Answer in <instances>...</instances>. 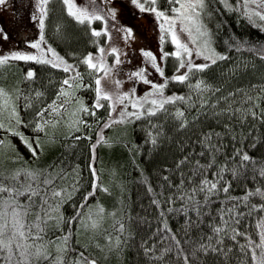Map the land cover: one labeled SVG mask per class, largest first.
I'll list each match as a JSON object with an SVG mask.
<instances>
[{"label":"snow or ice","instance_id":"snow-or-ice-1","mask_svg":"<svg viewBox=\"0 0 264 264\" xmlns=\"http://www.w3.org/2000/svg\"><path fill=\"white\" fill-rule=\"evenodd\" d=\"M61 2L67 15L88 29L95 51L70 52L68 56L73 58L69 59L49 42L46 27L53 11L50 7L52 0H34L30 19L35 22L38 36L24 40L30 48H0V69L13 61H35L63 72L59 80L49 82L54 85L51 99H42L46 97L43 88H9L0 84V149L12 153L7 159L23 161L14 168L0 169V264H99V258L89 251L90 243L101 250L106 249L105 255L113 250L122 251L127 239L134 235L125 223L132 219L130 212L126 216L118 215L122 208L109 210L98 198L93 201L98 192H110V187L101 181V170L95 164L97 145L112 143L104 135V129L144 118L148 120L147 139L156 145L164 135V128L159 121L153 123L152 118L163 113L175 119L177 126L183 129L190 123L185 108L197 105L191 117L193 122L201 114L223 115L229 121L235 116L240 123L249 116L264 121V76L258 83L233 88L229 92L224 84L213 83L203 75L204 70L230 58L229 51L218 49L213 30L208 26L217 10L216 4L264 32V0H167L166 6L162 0H130L141 15L153 16L158 30L159 54L151 48L139 49L144 59L134 69L127 70L125 79L134 82L133 87L127 90L122 87L119 73L129 60L127 48L135 40V29L131 24L120 22L119 0ZM0 6H7V0H0ZM95 23L101 26L97 27ZM63 27L57 21L54 34L62 36ZM113 29L121 33L123 48L112 43ZM0 35L8 38L3 26H0ZM231 39L234 42L227 43V48L235 49L237 60L227 69L229 73L246 69L252 62V57L239 55L244 51L264 60V41H251L235 34ZM166 43L171 44L170 51L165 50ZM169 57L174 61V71L166 75L164 65ZM252 66L255 67L254 64ZM150 68L162 80L149 79ZM36 75L35 68L27 67L23 82L34 81ZM106 82L111 87H107ZM137 82L151 87L137 94ZM173 82L186 85L187 91L167 92ZM16 84L20 85L21 81ZM81 90L94 93L91 103L80 95ZM221 92L222 95L219 94ZM21 99L23 109L20 107ZM180 104L185 107H180ZM100 110L105 112L104 116L99 115ZM22 112H30L31 115L25 116ZM60 126L66 128L67 137L73 142L82 138L90 142V179L86 191H81L83 176L79 164L68 170L60 165L43 168L31 165L11 139L13 136L19 138L31 153V158L38 160L45 143L54 141V130ZM93 126L97 129L94 141L90 131H86ZM24 128L31 129V134ZM224 128L233 140L244 135L242 129L238 133L231 123L225 124ZM247 131L251 133L252 129ZM77 132L79 135H75ZM224 135L213 129L202 133L199 140L201 155L206 153L207 161H189L187 155L178 160V167L191 163L189 171L192 174L185 177L181 172L176 191L168 193L164 200L160 199L164 193L163 185L157 193L152 184L145 181L147 191L153 194L152 203L159 209L151 244L147 240L141 241L145 257L151 264H204V258L210 253L221 258L223 264H231L233 258L236 264H264V215H260L264 213V202L254 203L252 200L258 196L264 201V186L257 183L239 196L229 194L232 185L229 177L238 179L250 170L253 178L259 175L264 179V160L257 162L249 151L235 148L231 156L218 163L217 154L224 151ZM213 167L215 171L209 177V170ZM197 176L198 180L195 179ZM163 179L171 184L167 165ZM78 194L81 198L73 204L72 214L65 216L63 205ZM214 196L219 207L213 213ZM177 198L183 201L178 208L175 205ZM163 203L169 207L163 208ZM241 207L243 211H240ZM176 211L185 214L182 227L186 236L193 227L205 223V216H212L206 221L210 231L201 233L198 238L182 240L168 223V214ZM253 215H256L254 226L258 239H253L251 232H242L238 227L245 216ZM109 217L111 225L105 227ZM65 224L67 231L64 230ZM81 229L91 233L90 243H81L78 238L73 241V236L79 237ZM54 230L61 234L52 235ZM97 236L103 237V244L96 239ZM239 236L245 239L240 240ZM229 238L233 243L225 244Z\"/></svg>","mask_w":264,"mask_h":264},{"label":"trees","instance_id":"trees-1","mask_svg":"<svg viewBox=\"0 0 264 264\" xmlns=\"http://www.w3.org/2000/svg\"><path fill=\"white\" fill-rule=\"evenodd\" d=\"M162 3L166 6L167 0H162ZM50 7L53 11L47 22L48 28L54 32V24L57 21L61 22L64 26L63 35H55L56 39H54V41L60 40L58 42V47L64 49L62 51L63 55L67 54L68 56V52L65 50L80 53L88 50H96V46L90 42L92 37L88 29L77 24L72 17L67 15L61 0H52ZM215 7L217 10L214 11L213 18L208 21V26L213 30L215 43L218 49L220 51H229L230 58L224 62H218L215 66L204 70L203 75L213 83L224 84L225 90L229 92H231L233 88L260 82V78L264 76V60L256 57L254 53L250 51H244L239 54L243 57H252V62L246 69H241L236 73H229L227 71L237 60L235 49L229 50L227 48V43L234 42L231 39L233 34L240 38H248L251 41H264V32L252 26L248 21L238 17L236 13L229 12L219 3H217ZM95 26L99 27L100 24L95 23ZM104 39H106V37L101 39V43L104 42ZM68 58L72 59L73 57L68 56ZM253 64L255 67L252 66ZM27 67L35 68L37 75L34 81L30 83L24 82V89L33 86L35 88H43L46 91V97H42V99H51L54 95L52 90L54 85H50L49 82L59 80L63 75L62 70L54 69L50 65L35 61H13L7 67L0 69V73L5 74L9 72L10 80L12 79L13 81L14 77H17L23 81V73L26 71ZM1 80L3 81V79ZM186 91L187 88L181 89V92ZM90 93L94 97V93ZM219 94L222 95L223 92ZM179 106L185 107L184 104H180ZM262 106H264V102H262ZM196 107H198V105ZM196 107L185 108L190 123L189 126L183 129L177 126V121L175 119L171 116L166 117L163 113L152 118L153 123L159 121L164 128V135L161 136L160 141L156 145H153L151 141L147 139L146 127L148 126V120L144 118H140L126 125L116 124L104 129V135L109 137L112 143H101L97 145V159L95 164L97 169L101 170L99 172L101 181L110 187V192H98L97 196L93 198V201L98 198L109 210L112 208H122V212L118 211V215L123 214L126 216L130 212L132 219L131 221L126 220L125 223L134 235L127 239L126 245L122 246V251L113 250L105 255L107 250H101L97 248L95 244L90 243L91 233L81 229L79 237L73 236V241L75 242L78 238L81 243H90L89 251L95 253L99 258V264H151L145 257L141 241L147 240L149 244H151L153 231L157 227L159 209L152 203L153 194L147 191L145 181L151 183L157 193L160 192V186L163 185L164 193L160 197L161 200H164L168 193L175 192V186L179 184L181 178L180 173L183 172L185 177L192 174L189 171L192 164L185 163L183 166L178 167V160L187 155L189 161H195L197 159H200L202 163L207 161V154L201 155V145L199 143L203 132L208 129H213L225 133L222 137L224 151L223 153H218L216 157L218 163L224 162L227 156H231L235 148H242L249 151L250 155L255 157L257 162L264 160V121L249 116L246 121L240 123L235 116L229 121L227 116L201 114L200 117L193 122L191 121V117L195 114ZM21 109H23V107ZM22 114L25 116L31 115L30 112H22ZM99 115L104 116L105 112L100 110ZM86 118L91 119V117ZM227 123H231L238 133L242 129L244 133L243 137L241 138L238 136L237 140H233L231 134L224 128V125ZM249 128L252 129L251 133L247 131ZM23 130L31 134V129L24 128ZM96 130L95 126L91 129H86V131H90L93 141L96 139ZM54 135V141L45 143L44 151L40 154L38 160H33L31 158V153L22 143L19 145L22 151L19 150V152L29 164L42 168L48 165H53V167L60 165L68 170L74 165L79 164L80 172L83 176L81 191H86L89 187L90 179L88 169V161L91 157L90 142L83 138L73 142L71 138L67 137V134L59 135L54 133ZM75 135H79V132L75 133ZM6 157L10 156L0 149V169H11L23 163L21 160L13 161ZM165 165H167L171 184L163 179ZM213 171H215V167L209 170V177H211V172ZM229 178L232 179L229 192L230 195L239 196L246 191L247 188H254L257 183L264 186V179L259 177V175L253 178L250 170L245 172L238 179ZM195 179L198 180L199 176L195 177ZM220 196L222 198L223 193H221ZM80 198L81 195L78 194L73 200L63 205L65 216L72 214L73 204L77 203ZM212 199L214 213L215 209L219 207V203L216 202L215 196ZM252 200L254 203L264 202L258 196L253 197ZM181 203H183L182 200L178 198L175 200L177 208ZM162 207L167 209L169 205L163 203ZM240 211H243V207H241ZM260 215H264V213H260ZM184 219L185 214L182 211L168 214V223L182 240L193 237L198 238L201 233L207 234L210 231L206 221L212 219V216H205V223L199 227H193L187 232L186 236L185 230L182 227ZM255 219L256 215L252 217L245 216L238 227H240L242 232H251L253 239H258L254 226ZM111 222V217L107 218L105 227L110 226ZM73 228H75V224H73ZM64 230L67 231V224L64 225ZM51 234L58 236L61 233L59 230H54ZM96 239H98L101 244L104 243L102 236H97ZM155 239L158 240L159 237L156 236ZM238 239L243 240L245 237L239 236ZM232 243L233 241L230 238L225 240V244ZM74 246L78 247V245L75 244ZM160 246L162 247L163 245L161 244ZM236 247L238 248V245ZM204 264H223V260L217 258L215 254L210 253L204 258ZM231 264H236L234 258Z\"/></svg>","mask_w":264,"mask_h":264},{"label":"rangeland","instance_id":"rangeland-1","mask_svg":"<svg viewBox=\"0 0 264 264\" xmlns=\"http://www.w3.org/2000/svg\"><path fill=\"white\" fill-rule=\"evenodd\" d=\"M80 2V0H78ZM34 0H7V6H0V26H3L4 30L8 32V38L4 39L2 35H0V48L3 50H8L13 47L19 48H30L24 43L25 39H35L38 36V31L33 22L30 19L31 12L33 11ZM119 7L121 9L119 20L122 23L131 24L135 29V40L128 46L127 54L129 60L125 62L123 65V69L119 73L120 79L123 81L122 87L127 90L128 88L133 87L134 82L132 80L125 79L128 75V69H134L137 65L143 62V56L140 53L139 49L151 48L153 51H156L159 54V39H158V30H156V22L152 15L143 14L141 15L137 10L134 9V6L131 5L130 0H119ZM136 15V16H132ZM101 26V25H100ZM117 28H119V24H117ZM112 43L119 45L121 48L124 47V41L122 35L117 30H112ZM46 36L48 37L49 42L53 43L54 47L63 55L62 48H59L58 41H54L55 34L53 30L51 31L48 26L46 27ZM171 44L166 43L164 48L166 51L171 50ZM66 52L70 53L68 50ZM66 54V53H65ZM67 56V54L65 55ZM68 57V56H67ZM200 59V58H197ZM83 65H81V69L83 70ZM166 75H171L174 71V61L171 57H169L164 65ZM150 75L149 79L154 80H162L159 77V74L149 69ZM8 73H0V84L5 85L6 87L12 88L14 86H20L24 88V82L17 77H14V80H10V76ZM2 81V82H1ZM21 81L20 85H17L16 82ZM87 82V81H86ZM107 87H111L109 83L106 82ZM137 94H142L147 88L151 87V85H147L144 82H137L135 84ZM183 86V87H182ZM182 88H187L186 85H181L178 83H172L166 89L167 92H181ZM80 95L85 97L86 102L91 103L93 96L89 91L81 90ZM20 107H23V99H21ZM51 131V130H50ZM27 133V132H26ZM54 133L59 135H66V128L64 126H60L54 130ZM13 142L16 144L17 148L21 145L19 138L13 136L11 137ZM3 150V149H2ZM23 153V152H22ZM7 155L11 156V152H7Z\"/></svg>","mask_w":264,"mask_h":264}]
</instances>
